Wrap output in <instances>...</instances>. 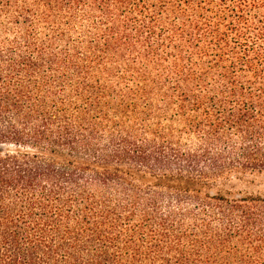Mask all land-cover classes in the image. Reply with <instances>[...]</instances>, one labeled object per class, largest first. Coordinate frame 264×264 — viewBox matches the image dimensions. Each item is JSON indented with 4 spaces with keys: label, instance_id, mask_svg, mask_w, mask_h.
<instances>
[{
    "label": "trees",
    "instance_id": "obj_1",
    "mask_svg": "<svg viewBox=\"0 0 264 264\" xmlns=\"http://www.w3.org/2000/svg\"><path fill=\"white\" fill-rule=\"evenodd\" d=\"M264 0H0V264H264Z\"/></svg>",
    "mask_w": 264,
    "mask_h": 264
},
{
    "label": "rangeland",
    "instance_id": "obj_2",
    "mask_svg": "<svg viewBox=\"0 0 264 264\" xmlns=\"http://www.w3.org/2000/svg\"><path fill=\"white\" fill-rule=\"evenodd\" d=\"M246 187L243 188L239 187L251 194L254 195H261L264 196V177H260L258 179H256L253 182L248 183L247 185H245Z\"/></svg>",
    "mask_w": 264,
    "mask_h": 264
}]
</instances>
